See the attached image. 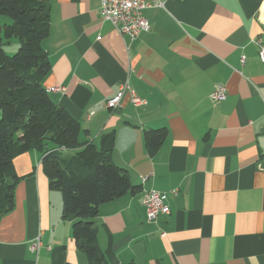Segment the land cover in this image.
Wrapping results in <instances>:
<instances>
[{
	"label": "crops",
	"instance_id": "obj_1",
	"mask_svg": "<svg viewBox=\"0 0 264 264\" xmlns=\"http://www.w3.org/2000/svg\"><path fill=\"white\" fill-rule=\"evenodd\" d=\"M162 1L141 10L148 27L130 41L102 17L100 0H48L43 85L64 88L50 94L84 140L99 145L114 132L111 159L138 186L99 205L98 244L107 264H264V0ZM125 82L146 103L125 92L109 109ZM216 85L226 90L219 102L209 97ZM158 128L166 135L150 154L144 132ZM42 157L30 149L13 160L19 180L0 216V264H53L62 245L68 262L87 264ZM147 189L165 193L169 214L148 221Z\"/></svg>",
	"mask_w": 264,
	"mask_h": 264
},
{
	"label": "trees",
	"instance_id": "obj_2",
	"mask_svg": "<svg viewBox=\"0 0 264 264\" xmlns=\"http://www.w3.org/2000/svg\"><path fill=\"white\" fill-rule=\"evenodd\" d=\"M0 216L14 207L19 180L14 158L30 149L42 153L49 188L62 196L61 217L71 224L76 248L87 264H107L93 221L99 205L138 186L111 159L115 134H103L99 145L84 140L80 122L59 104L43 85L49 57L41 41L49 29L48 0H0ZM10 39L18 43L7 52ZM166 135L165 128L144 132L153 154ZM75 150L64 158L60 149ZM53 264H75L65 257V246L55 249Z\"/></svg>",
	"mask_w": 264,
	"mask_h": 264
},
{
	"label": "built area",
	"instance_id": "obj_3",
	"mask_svg": "<svg viewBox=\"0 0 264 264\" xmlns=\"http://www.w3.org/2000/svg\"><path fill=\"white\" fill-rule=\"evenodd\" d=\"M101 15L105 20H109L114 27L121 33L126 35L130 41L134 40L139 31L147 29L148 23L142 16L141 10L152 6H161L162 0H100ZM264 28V21H263ZM258 56L264 64V41L259 44ZM64 88L53 86L48 91H62ZM128 92L129 99L134 105L144 104L146 100L139 97L125 82L119 87V91L115 96L106 102L109 109H116L120 106L123 94ZM226 90L223 85H216L209 95L214 102H219L225 98ZM175 191H173L174 193ZM165 193L147 189L142 195V203L146 208V216L148 221H156L160 215L169 214L170 209L165 201ZM40 246L39 238L31 242L30 248L38 251Z\"/></svg>",
	"mask_w": 264,
	"mask_h": 264
},
{
	"label": "rangeland",
	"instance_id": "obj_4",
	"mask_svg": "<svg viewBox=\"0 0 264 264\" xmlns=\"http://www.w3.org/2000/svg\"><path fill=\"white\" fill-rule=\"evenodd\" d=\"M2 17H6L4 15H1L0 18ZM8 45V44H7ZM5 45V49L9 50L8 52H10L12 54V52H15L17 49H15V51H12L13 49H10L9 46ZM72 154V152H70V150H66L64 153H62V157L66 158L68 156H70Z\"/></svg>",
	"mask_w": 264,
	"mask_h": 264
}]
</instances>
